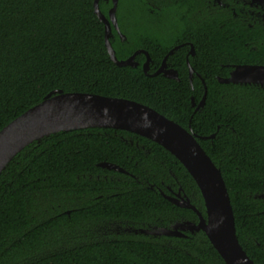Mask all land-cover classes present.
Listing matches in <instances>:
<instances>
[{
	"label": "trees",
	"instance_id": "trees-1",
	"mask_svg": "<svg viewBox=\"0 0 264 264\" xmlns=\"http://www.w3.org/2000/svg\"><path fill=\"white\" fill-rule=\"evenodd\" d=\"M94 1L0 0V131L56 90L135 101L186 129L191 122L199 144L221 170L241 246L256 264H264V202L256 197L264 193V87L222 84L217 76H202L206 103L194 114L190 96L199 99L204 90L198 78L191 87L185 76L176 81L117 66L109 56ZM100 8L104 12L103 3ZM248 31L226 27L222 45L240 44ZM113 47L122 60L117 42ZM251 62L263 63V55ZM210 68L213 65H206V73ZM212 134L214 139L203 138ZM130 138L150 152L124 142ZM101 162L118 164L141 182L156 173L158 184L159 179L172 180H167L171 170L203 209L200 191L186 168L157 143L125 130L60 132L27 147L0 176V264H130L126 256L120 260L94 253L104 245L46 253L72 237L73 210L70 216L64 211L73 208V188L113 184L96 180ZM127 180L128 185L139 183ZM138 192L125 189L120 197L106 199L133 202L124 209L143 217L156 207L158 215L196 219L191 210L160 198L153 203L149 191ZM178 245L187 253L142 242L140 264H226L203 232Z\"/></svg>",
	"mask_w": 264,
	"mask_h": 264
},
{
	"label": "flooded vegetation",
	"instance_id": "flooded-vegetation-1",
	"mask_svg": "<svg viewBox=\"0 0 264 264\" xmlns=\"http://www.w3.org/2000/svg\"><path fill=\"white\" fill-rule=\"evenodd\" d=\"M101 3L104 12L101 8L100 10L109 19L114 2L100 0L99 7ZM115 16L117 25L110 23V42L112 47L113 43L117 42L124 55L122 60L133 57L137 65L134 68H140L146 76H178L176 81L181 80L180 76H185L191 87L194 79L198 78L204 90L199 99L190 96L194 114L206 92L202 76L227 78L240 65L264 66V62H251L252 58L261 55L264 58V0H118ZM103 25L105 31V24ZM226 27H239L249 31L240 44L222 45L221 33ZM206 65H213L208 73ZM204 107L197 112H202ZM124 142L146 154L150 152L138 139H124ZM101 163L97 164L102 172L96 175V180L103 179L106 183L111 181L113 184L73 188V208L64 211L70 216L73 210L72 237L62 244H54L46 253L70 246L78 248L86 245H104L103 250H96L94 253L105 257H119L120 260L122 256H126L130 264H140L138 246L142 242L160 243L167 248L180 249L187 253L185 249L178 247V244L196 233L186 231L184 237H179L164 234L161 230H174L178 224L199 221L194 210L182 208L171 201L172 199H188L203 215L204 202L203 209L194 204L192 197L179 184L171 170H168L167 180L170 177L172 180L159 179L158 184L156 173L141 182L135 174L118 164L111 163L122 168L124 173L99 166ZM137 164L135 162V165ZM127 179L139 183L128 185ZM125 189L135 190V193L142 189L149 191V195L155 199L153 203L157 204L160 198L179 209L191 210L196 219H189L181 214L177 218L168 213L158 215L156 207L143 217L142 213L136 210L124 209L133 202L106 199L120 197ZM257 199L264 202V199ZM83 205H87L85 216L82 215Z\"/></svg>",
	"mask_w": 264,
	"mask_h": 264
},
{
	"label": "water",
	"instance_id": "water-1",
	"mask_svg": "<svg viewBox=\"0 0 264 264\" xmlns=\"http://www.w3.org/2000/svg\"><path fill=\"white\" fill-rule=\"evenodd\" d=\"M99 1H94V9L99 20L105 24V44L111 60L119 67H136L133 57L119 60L110 42V23L117 25L115 11L118 0H113L114 7L110 11L109 19L101 12ZM165 77L179 79L178 76ZM190 79L192 83V76ZM218 81L222 84L264 86V66L240 65L229 77H218ZM206 95L207 88L195 113L204 107ZM192 105H195L194 99ZM88 128L120 129L143 136L164 147L186 168L200 191L205 214L203 215L188 199H172L176 205L194 210L199 221L178 224L174 230L162 229V233L184 237L186 231L192 234L203 232L226 264H256L238 240L234 212L221 170L199 144L191 123L188 130L144 104L90 93L53 91L41 103L27 110L0 131V176L10 163L33 143H41L60 132ZM203 138L214 139L215 134ZM99 166L125 172L111 163H101ZM256 197L264 199V193Z\"/></svg>",
	"mask_w": 264,
	"mask_h": 264
}]
</instances>
